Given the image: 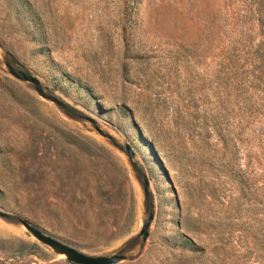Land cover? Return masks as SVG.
Returning <instances> with one entry per match:
<instances>
[{
  "label": "rangeland",
  "instance_id": "rangeland-1",
  "mask_svg": "<svg viewBox=\"0 0 264 264\" xmlns=\"http://www.w3.org/2000/svg\"><path fill=\"white\" fill-rule=\"evenodd\" d=\"M20 220L115 264H264V0H0V264H72Z\"/></svg>",
  "mask_w": 264,
  "mask_h": 264
},
{
  "label": "water",
  "instance_id": "water-1",
  "mask_svg": "<svg viewBox=\"0 0 264 264\" xmlns=\"http://www.w3.org/2000/svg\"><path fill=\"white\" fill-rule=\"evenodd\" d=\"M7 73L13 77L14 79L22 82H28L33 86L34 92L45 99L52 101L53 103L60 105V102L51 95H47L42 87L39 84V81L34 77L31 76L21 70L14 69L8 63H4ZM92 122V120H90ZM98 131V129H96ZM99 132V131H98ZM100 133V132H99ZM118 149H122L120 146H117ZM125 154L128 158H131L132 152L130 147L126 144L124 146ZM147 182L146 180L143 181L142 184V192L143 195L147 193ZM152 219V214H148L146 220L142 223L139 234L142 240H145L147 236V227L150 224ZM20 224L41 244L49 247L55 254L63 255L66 261L72 264H115L123 257L119 253L112 254L110 256H92L86 255L73 247H70L44 233L40 230L36 229L35 227L31 226L28 222L24 220H20Z\"/></svg>",
  "mask_w": 264,
  "mask_h": 264
},
{
  "label": "bare ground",
  "instance_id": "bare-ground-1",
  "mask_svg": "<svg viewBox=\"0 0 264 264\" xmlns=\"http://www.w3.org/2000/svg\"><path fill=\"white\" fill-rule=\"evenodd\" d=\"M60 257H64L63 255H59Z\"/></svg>",
  "mask_w": 264,
  "mask_h": 264
}]
</instances>
